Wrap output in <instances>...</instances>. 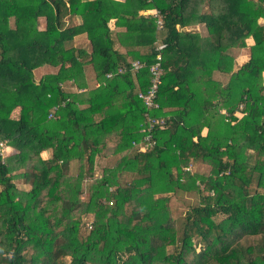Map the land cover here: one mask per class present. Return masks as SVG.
Returning a JSON list of instances; mask_svg holds the SVG:
<instances>
[{
  "label": "trees",
  "instance_id": "16d2710c",
  "mask_svg": "<svg viewBox=\"0 0 264 264\" xmlns=\"http://www.w3.org/2000/svg\"><path fill=\"white\" fill-rule=\"evenodd\" d=\"M4 141L0 264H264V0H0Z\"/></svg>",
  "mask_w": 264,
  "mask_h": 264
},
{
  "label": "built area",
  "instance_id": "2783aa9c",
  "mask_svg": "<svg viewBox=\"0 0 264 264\" xmlns=\"http://www.w3.org/2000/svg\"><path fill=\"white\" fill-rule=\"evenodd\" d=\"M141 14L147 16L150 14V12H142ZM153 15L156 18V23L158 25V28L159 29L163 28V20H162V17L160 16L159 12L155 11V12H153ZM165 47H166V45L161 42L158 45V50H162ZM157 59L160 61L161 55H158ZM159 61L156 62L150 69V72L152 75V85H151L150 89L148 90L147 93H141L139 95L140 98L143 99L145 106H147L149 108V111L157 110L160 107L159 104L156 102L158 89H159V86L161 84L160 79H161V75L163 72ZM131 66H132L133 72H137L144 67V65L138 61L133 62ZM111 76H112L111 74L108 75V77H111ZM54 109H57V107ZM52 117H53V114H50V118H52ZM146 117H147V120L149 123V128L143 129L142 130V133L144 134L143 139L138 143H134L135 145H137V147H139V149H141L143 151H147V150L153 148L156 144V142L153 140L152 134H149V132L153 129L154 126H156L158 124L159 127L162 129L168 128V126L166 125L165 119H156V118L154 119V118H151V116L149 114L146 115ZM8 150H9V148H8L7 142H5V141L0 142V155L2 157H5L7 155Z\"/></svg>",
  "mask_w": 264,
  "mask_h": 264
},
{
  "label": "rangeland",
  "instance_id": "374dc122",
  "mask_svg": "<svg viewBox=\"0 0 264 264\" xmlns=\"http://www.w3.org/2000/svg\"><path fill=\"white\" fill-rule=\"evenodd\" d=\"M74 43H75V40H74ZM43 73L45 74L46 72H43ZM73 88H76L75 84L73 85ZM98 163L99 164L96 166V172L97 173L101 172L102 167L105 165V161L99 160ZM190 168H191L190 169L191 171H193V172L198 171L201 174H208V172L210 171V166L202 164V163L201 164H198V163L194 164V166H191ZM69 170H70V167H68V169H66L64 172L68 173ZM16 178L17 177H15V181L18 183V186L23 187L22 183L19 182V180ZM197 203H198V198H197V195L195 193H186V194L177 193V194L171 195V203H170L171 215L174 218H176L177 220H181L182 217H184L185 212L190 207H192L193 205H195ZM86 221L90 224V222L92 221V216L91 215L87 216Z\"/></svg>",
  "mask_w": 264,
  "mask_h": 264
},
{
  "label": "crops",
  "instance_id": "0c3cea01",
  "mask_svg": "<svg viewBox=\"0 0 264 264\" xmlns=\"http://www.w3.org/2000/svg\"><path fill=\"white\" fill-rule=\"evenodd\" d=\"M67 24L70 27L77 26V25L81 24V18L78 16H70L67 18ZM109 25L112 29H115L116 20H112ZM253 44H254L253 39H249L248 40L249 48ZM74 45L77 48L86 49L88 52H90V50H91L89 40L84 35L77 37L75 39ZM249 48L243 49V50H241V52L238 53L236 69H238L242 64L247 62L248 59L250 58V49ZM55 70H56L55 68H52L50 66H45V67H42V68H39L38 70H36L35 75H36V78L39 80L44 75L43 72H46L45 74H47V73L49 74V73H54ZM14 152H15V150L10 148L7 151V154L11 155ZM44 158H48V154H44Z\"/></svg>",
  "mask_w": 264,
  "mask_h": 264
}]
</instances>
